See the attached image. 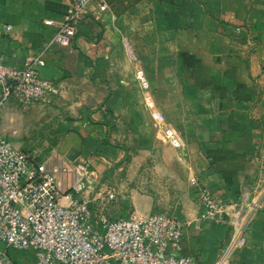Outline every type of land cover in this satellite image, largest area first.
<instances>
[{
  "label": "crops",
  "instance_id": "0c3cea01",
  "mask_svg": "<svg viewBox=\"0 0 264 264\" xmlns=\"http://www.w3.org/2000/svg\"><path fill=\"white\" fill-rule=\"evenodd\" d=\"M106 1L108 12L96 15L88 5L71 40L59 44L48 41L69 0H0V61L20 67L24 56H38L37 73L58 86L48 104L9 98L0 106V134L10 140L18 129L5 124L22 114L19 131L30 141L15 146L82 162L94 219L98 203L110 219L175 215L182 221L177 252L194 264L212 263L229 226L197 217L190 177L231 207L255 204L234 256L264 264V0H132L118 13ZM136 68L180 147L166 141L143 104ZM69 147L78 150L73 160ZM133 164L149 183L115 188L114 178ZM106 187L112 196H98Z\"/></svg>",
  "mask_w": 264,
  "mask_h": 264
},
{
  "label": "built area",
  "instance_id": "2783aa9c",
  "mask_svg": "<svg viewBox=\"0 0 264 264\" xmlns=\"http://www.w3.org/2000/svg\"><path fill=\"white\" fill-rule=\"evenodd\" d=\"M88 5L96 15L109 11L106 0H69L48 43L67 44ZM43 22L52 24L51 19ZM126 52L132 57L127 44ZM39 62V57L32 55L24 56L20 67L0 61V106L9 98L22 105L53 100L58 86L37 73ZM134 76L143 104L164 138L180 147L179 137L153 104L142 69L136 68ZM84 172L82 162H67L56 152L38 158L37 151L25 152L0 134V242L29 250L31 264H194L188 254L177 252L182 221L171 213L133 212L113 219L99 214L94 219L83 194ZM189 181L199 199L197 217L229 226L228 237L211 264H243L234 253L245 243L255 204L242 211L224 203L194 177ZM103 192L109 197L113 193L106 187L97 191L98 196ZM0 264L26 263L16 261L0 247Z\"/></svg>",
  "mask_w": 264,
  "mask_h": 264
},
{
  "label": "rangeland",
  "instance_id": "374dc122",
  "mask_svg": "<svg viewBox=\"0 0 264 264\" xmlns=\"http://www.w3.org/2000/svg\"><path fill=\"white\" fill-rule=\"evenodd\" d=\"M109 1L112 3L113 13L114 12L118 13L123 6H125L126 4H128L132 0H129V1L127 0L128 2H124L123 0H108V2ZM125 46H126V44H125ZM17 105L20 107L19 103ZM11 117L9 118L8 122L5 124L6 128L13 127V128H17L18 130L16 133H14V132L11 133V134H13V137L10 138V140L16 145H18V143L23 145V144L27 143L28 141H30L27 138L25 139V134H23L21 131H19L22 129L25 116L23 117L22 114H15V116L13 118H11ZM25 125L26 126H34L32 123L28 124L26 122H25ZM144 163H145V166H148L147 165L148 162L146 160ZM138 165L133 164V167H131V170L126 171L125 173H122L120 175L121 179H118L117 178L118 176H116L114 178V180L116 181V183H115L116 187L115 188H119V189L123 188L125 190V189H128L131 185H133V186L137 185L138 187L137 186L136 187L138 190L144 188L146 183L148 182V179L144 176V172H143L144 170L141 168V166H138ZM117 175H118V173H117ZM178 188L179 187H177V190H179ZM96 205H97V211H96L95 215L98 216L100 213V214H103L104 216H107L108 211L105 210V206L100 204V203H98ZM158 205H161V204H156V206H158ZM0 247L3 248L8 255H11L13 257V259H16V261H19L21 259V257H23L24 253H28V252L30 253L29 250L15 249V248H12L11 246L5 245L4 243H1V242H0Z\"/></svg>",
  "mask_w": 264,
  "mask_h": 264
},
{
  "label": "water",
  "instance_id": "95a60500",
  "mask_svg": "<svg viewBox=\"0 0 264 264\" xmlns=\"http://www.w3.org/2000/svg\"><path fill=\"white\" fill-rule=\"evenodd\" d=\"M77 154H78V150L76 148L69 147L68 150L65 153V156L69 160H73L76 157Z\"/></svg>",
  "mask_w": 264,
  "mask_h": 264
},
{
  "label": "trees",
  "instance_id": "16d2710c",
  "mask_svg": "<svg viewBox=\"0 0 264 264\" xmlns=\"http://www.w3.org/2000/svg\"><path fill=\"white\" fill-rule=\"evenodd\" d=\"M38 158H40V157H38ZM32 259H33V257L31 255V253L28 252V253H24L23 257H21V259L19 261H23L26 264H31Z\"/></svg>",
  "mask_w": 264,
  "mask_h": 264
}]
</instances>
